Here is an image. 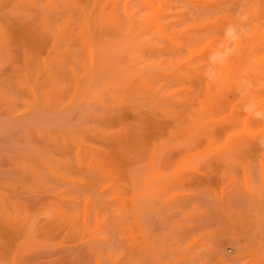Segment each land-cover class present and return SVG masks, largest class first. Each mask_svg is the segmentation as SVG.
<instances>
[{"label": "rangeland", "instance_id": "rangeland-1", "mask_svg": "<svg viewBox=\"0 0 264 264\" xmlns=\"http://www.w3.org/2000/svg\"><path fill=\"white\" fill-rule=\"evenodd\" d=\"M0 264H264V0H0Z\"/></svg>", "mask_w": 264, "mask_h": 264}]
</instances>
